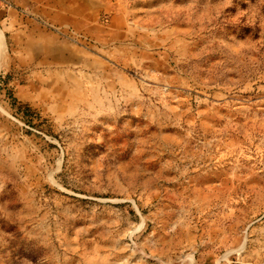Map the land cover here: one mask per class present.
I'll return each instance as SVG.
<instances>
[{"label":"rangeland","instance_id":"374dc122","mask_svg":"<svg viewBox=\"0 0 264 264\" xmlns=\"http://www.w3.org/2000/svg\"><path fill=\"white\" fill-rule=\"evenodd\" d=\"M0 264H264V0H0Z\"/></svg>","mask_w":264,"mask_h":264}]
</instances>
